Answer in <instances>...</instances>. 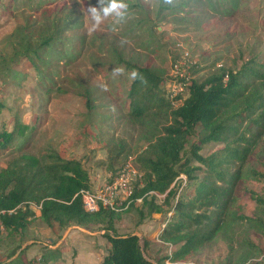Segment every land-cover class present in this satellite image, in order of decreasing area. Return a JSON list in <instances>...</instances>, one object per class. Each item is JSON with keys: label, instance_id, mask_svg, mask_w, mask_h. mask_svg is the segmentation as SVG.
Segmentation results:
<instances>
[{"label": "rangeland", "instance_id": "374dc122", "mask_svg": "<svg viewBox=\"0 0 264 264\" xmlns=\"http://www.w3.org/2000/svg\"><path fill=\"white\" fill-rule=\"evenodd\" d=\"M39 2L0 0V101L6 106L0 110V127L4 123L11 129L20 119L28 131L14 141V150L28 138L25 153L37 156L54 148L63 158L81 161L91 186L107 182L147 145V135L130 117L127 93L133 71L119 63L120 58L162 76L164 97L174 107L188 97L191 80L221 69L237 71L250 59L264 63V0H174L171 5L130 0L126 21L110 19L91 34L83 9L97 0H54L43 7ZM52 34L57 39L43 50L38 68L28 56L12 66L10 61L19 58L15 54L25 45L36 48ZM115 67H123L124 73L113 77ZM204 134L199 127L189 145ZM119 144L131 152L125 162L114 161L112 151ZM220 148L223 144L209 143L200 153L206 157ZM251 150L249 167L263 170L264 136ZM9 159L0 156V168ZM189 184L180 191L183 198L194 195V185ZM247 188L263 193L264 182L247 183ZM159 196L162 202L165 195ZM140 206L137 202L117 213L116 233H140L142 243H149L148 254L171 264L163 258L175 248L161 241V230L172 214L157 213L140 222ZM235 209L240 216L252 215L256 203L247 194ZM31 219L21 234L3 232L0 264H101L110 250L101 234L104 225L83 227L95 235L72 230L63 239L67 230L49 227L37 216ZM246 257L244 264H264V233L242 219L228 223L218 239L187 261L174 264H239Z\"/></svg>", "mask_w": 264, "mask_h": 264}, {"label": "trees", "instance_id": "16d2710c", "mask_svg": "<svg viewBox=\"0 0 264 264\" xmlns=\"http://www.w3.org/2000/svg\"><path fill=\"white\" fill-rule=\"evenodd\" d=\"M49 1L54 0H40L39 6L50 4ZM44 39L33 49L25 45L15 54L19 58L10 61L12 66L28 56L33 68H38L43 50L57 38L52 34ZM118 62L143 77V81L133 80L127 96L130 117L147 135L145 149L133 162L142 178L126 210L134 208L136 200L141 199L137 209L140 222L153 214L172 212L161 241L175 250L163 260L171 264L187 261L218 239L230 222L243 219L264 233V192L247 188V183L264 182V168L257 170L248 163L252 147L264 136V63L250 59L237 71L221 69L206 78L191 80L188 97L174 107L164 97L162 76L148 66L121 58ZM42 79L37 81L39 86ZM5 108L0 101V110ZM199 127L205 134L189 145ZM27 131L28 126L20 119L13 121L11 129L4 123L0 127V156L10 157L0 168V211L14 210L0 216V237L3 232L21 234L28 227L35 213L27 204L33 202L41 205L38 217L49 227L57 225L65 231L73 225H104L101 232L110 250L101 264L164 263L148 254V241L142 243L134 233H116L117 213L122 211L103 208L89 214L83 209L79 193L90 186L91 180L81 161L63 158L54 148L37 156L25 153L29 138L14 150V141ZM209 143L223 144V148L205 157L200 152ZM112 152L114 161L124 162L131 153L125 144H119ZM181 175L187 177L189 186L194 185V195L180 196L176 201V180ZM155 193L165 195L164 200L159 202ZM247 194L256 203V210L252 215L240 216L235 208ZM251 245L256 249L255 244Z\"/></svg>", "mask_w": 264, "mask_h": 264}, {"label": "built area", "instance_id": "2783aa9c", "mask_svg": "<svg viewBox=\"0 0 264 264\" xmlns=\"http://www.w3.org/2000/svg\"><path fill=\"white\" fill-rule=\"evenodd\" d=\"M142 178L141 172L134 166L133 161L129 160L121 170H119L114 176H111L109 180L102 185H94L80 191V197L83 204V209L89 214H95L101 209H109L114 212H121L126 210L133 199L132 196L136 189L138 181ZM176 181H180L181 185L178 187L176 201L180 198V191L187 185V177L181 175ZM155 195L159 196L158 193ZM160 197V196H159ZM141 202V199L136 200ZM31 210L34 211L35 216L40 215L41 205L36 203L27 204ZM12 214L14 210L0 211V216L3 214ZM172 213H169V216ZM168 222V221H167ZM167 222L163 225L161 231L167 226ZM142 241V237L140 238Z\"/></svg>", "mask_w": 264, "mask_h": 264}, {"label": "clouds", "instance_id": "9594fccd", "mask_svg": "<svg viewBox=\"0 0 264 264\" xmlns=\"http://www.w3.org/2000/svg\"><path fill=\"white\" fill-rule=\"evenodd\" d=\"M166 5H171L174 0H163ZM131 4L130 0H97V4L89 5L83 9L84 16L90 23H86V28L89 34L96 32L101 26L108 20L112 19L115 23H121L126 21L130 15ZM123 67H115L112 70L113 77L120 76L124 73ZM130 78L141 79L143 77L139 75L137 71H133L130 74Z\"/></svg>", "mask_w": 264, "mask_h": 264}, {"label": "water", "instance_id": "95a60500", "mask_svg": "<svg viewBox=\"0 0 264 264\" xmlns=\"http://www.w3.org/2000/svg\"><path fill=\"white\" fill-rule=\"evenodd\" d=\"M72 230H79V231H82V232H84V233H86V234H89V235H95V234H96V233H94V232L89 231V230L86 229V228H83V227L79 226V225H73V226H71V227H69V228L67 229L66 233H65L64 236H63V239H65V238L69 235V233H70ZM101 234H104V232L102 231ZM133 235L137 236L138 238H141V234H140V233H137V232H136V233H134Z\"/></svg>", "mask_w": 264, "mask_h": 264}, {"label": "crops", "instance_id": "0c3cea01", "mask_svg": "<svg viewBox=\"0 0 264 264\" xmlns=\"http://www.w3.org/2000/svg\"><path fill=\"white\" fill-rule=\"evenodd\" d=\"M90 183H92V181H90Z\"/></svg>", "mask_w": 264, "mask_h": 264}]
</instances>
